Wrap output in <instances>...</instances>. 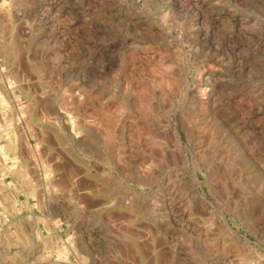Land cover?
<instances>
[{"label":"rangeland","instance_id":"374dc122","mask_svg":"<svg viewBox=\"0 0 264 264\" xmlns=\"http://www.w3.org/2000/svg\"><path fill=\"white\" fill-rule=\"evenodd\" d=\"M0 264H264V0H0Z\"/></svg>","mask_w":264,"mask_h":264}]
</instances>
